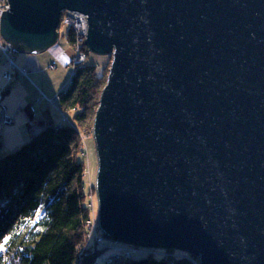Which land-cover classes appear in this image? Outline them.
<instances>
[{
  "label": "water",
  "instance_id": "water-1",
  "mask_svg": "<svg viewBox=\"0 0 264 264\" xmlns=\"http://www.w3.org/2000/svg\"><path fill=\"white\" fill-rule=\"evenodd\" d=\"M14 53L82 17L111 58L93 118L104 240L264 264V0H8Z\"/></svg>",
  "mask_w": 264,
  "mask_h": 264
},
{
  "label": "trees",
  "instance_id": "trees-1",
  "mask_svg": "<svg viewBox=\"0 0 264 264\" xmlns=\"http://www.w3.org/2000/svg\"><path fill=\"white\" fill-rule=\"evenodd\" d=\"M105 81V68L86 62L77 67L58 104L69 111L68 122L40 120L26 142L0 155V264H95L107 248L87 239L90 211L79 151L80 130L91 126ZM119 254L103 264L196 260L180 249Z\"/></svg>",
  "mask_w": 264,
  "mask_h": 264
},
{
  "label": "crops",
  "instance_id": "crops-1",
  "mask_svg": "<svg viewBox=\"0 0 264 264\" xmlns=\"http://www.w3.org/2000/svg\"><path fill=\"white\" fill-rule=\"evenodd\" d=\"M40 53H24L25 55L17 58L19 63L16 61V54L14 55V60L18 65L26 66L30 70L31 78H26L18 72L13 73L10 88L4 95V109L0 106V155L13 151L26 142L31 134L39 129L38 121L45 120L56 124L62 122L61 109L58 105L54 106L58 114V118H56L50 111L52 105L45 102L37 104L35 100L37 87L49 96L54 95L64 87V84L45 78V67L50 62L47 59L45 64H42L38 55ZM59 56L62 55H56V57ZM66 63H68V59H66ZM5 68L6 62L2 57L0 59V86L5 84L2 77ZM5 116L11 117L12 122L6 123Z\"/></svg>",
  "mask_w": 264,
  "mask_h": 264
},
{
  "label": "rangeland",
  "instance_id": "rangeland-1",
  "mask_svg": "<svg viewBox=\"0 0 264 264\" xmlns=\"http://www.w3.org/2000/svg\"><path fill=\"white\" fill-rule=\"evenodd\" d=\"M68 28L65 25H59L57 28L58 31V38L57 40L49 46L48 50L38 54L40 57V62L42 64H45L46 60L48 59L50 63L55 62V66L54 68H50L49 65H46V79L48 80H53L56 83H60V84H64V86H66L70 80V75L72 72V66L70 63V60L72 58V56L75 54L72 46L66 41L65 39V35L67 32ZM15 57H16V61L17 58L19 56H23L25 55L24 53H20V52H16L15 53ZM55 54V56H53ZM62 55L61 57H56V55ZM29 55V54H28ZM68 59V63H66V59ZM110 56L108 54H97L91 51H88L87 56H86V63L88 65H92L95 66L98 70H102L105 68V73L107 75L108 72V67L110 64ZM17 63H19V61H17ZM49 96V95H48ZM52 96V95H50ZM55 105H52L50 108V111L53 115V117L58 118V114L55 111L54 108ZM65 112V110H63ZM66 114V118L69 120L70 119V114L69 111L65 112ZM68 120L65 122H68ZM6 123H10V122H6ZM92 125H93V120L91 123L90 127H85L83 129L80 130L79 133V137H80V148L82 146H84L87 150L86 154L87 157L85 159V171H86V176H85V193L88 192H92V194L95 192L96 194V190H95V176H96V169H97V156H96V149H95V142H94V138L92 136ZM79 148V151H80ZM81 155V154H80ZM82 157V156H81ZM97 204V198L95 200V206ZM97 207V206H96ZM95 207V210H93L92 212H90V216L91 218H95L97 220V208ZM96 232V231H95ZM90 238V242L94 241V242H102V246L107 247L106 249H103L100 253V255L97 257L95 264H103L105 263H110L112 261V256L118 255L119 252V247H134L132 245H128V244H124V243H116V242H112V241H108V240H104L102 238V235L100 233V230L96 233L91 234L90 236L87 235V239ZM103 240V241H101ZM121 248V250H123ZM128 250H125V252H129V247L127 248ZM164 248H155L153 249L155 252H160L162 251ZM178 250V249H177ZM115 252V253H112ZM118 252V253H116ZM179 252V251H178ZM136 254V253H135ZM179 254V253H178ZM119 255H123L124 257H128L127 255H125V253L122 251L121 254ZM136 255H139V253H137ZM133 255H131L130 257H133ZM110 257V258H109Z\"/></svg>",
  "mask_w": 264,
  "mask_h": 264
},
{
  "label": "built area",
  "instance_id": "built-area-1",
  "mask_svg": "<svg viewBox=\"0 0 264 264\" xmlns=\"http://www.w3.org/2000/svg\"><path fill=\"white\" fill-rule=\"evenodd\" d=\"M9 1L8 0H0V17L2 14L3 10H7L8 8H10L9 5ZM87 15L81 14L79 16H75L72 14H69L67 12V10H64L61 14L60 17V23L59 25H65L68 30L66 32L65 35V39L66 41L72 46L75 54L72 56L70 63L72 66V72L70 75V79L72 78V76L74 75V72L76 71L77 67L81 66L82 64H84L86 62V56H87V46L85 44V24L83 22L82 17H86ZM72 35V36H70ZM71 37V38H70ZM14 55L15 53L13 52V50L11 49L9 43H7L1 33H0V59L3 57L5 59L6 62V68L4 70V72L2 73V77L4 80V85L0 86V106L2 109H4V105H3V99H4V95H5V90L11 85L12 80H13V73L18 72L20 74H22L23 76H25L26 78H31L30 77V70L26 67V66H22V65H18L15 60H14ZM50 68H54L55 66V62L50 63L49 65ZM70 82V80H69ZM68 82V84H69ZM64 86L59 92L55 93L52 96H48L41 88L37 87V95H36V102L37 104H41L42 102L48 103L49 105H58L59 104V100H60V96L62 95L63 92L66 91L67 86ZM59 106V105H58ZM61 113V118H62V122H65V120L67 121L68 119L66 118V114L65 112L61 109L60 111ZM12 118L9 116H5V122H12ZM86 148L84 146H82L80 148V154L82 156V158L86 159L87 154H86ZM87 196V207L89 209L90 212H92L93 210H95V200H96V194L95 192L92 194V192H88L86 193ZM97 208V207H96ZM87 227H88V236H90L93 233H96L97 230L99 231L98 228V223L97 220L95 218H91L87 220L86 222ZM96 231V232H95ZM129 252H125V250H128ZM119 247V252H124L125 255H127L128 257H130L131 255L135 254V253H141V252H148V249H144V248H134V247ZM121 248L123 250H121ZM157 253V252H156ZM193 264H198L197 259L196 260H192Z\"/></svg>",
  "mask_w": 264,
  "mask_h": 264
}]
</instances>
